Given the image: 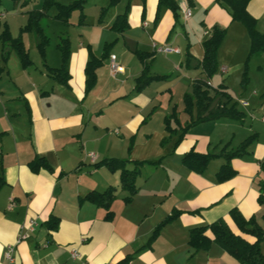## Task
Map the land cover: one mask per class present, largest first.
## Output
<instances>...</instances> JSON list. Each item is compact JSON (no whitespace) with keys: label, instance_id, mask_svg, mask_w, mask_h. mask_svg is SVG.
Instances as JSON below:
<instances>
[{"label":"crops","instance_id":"0c3cea01","mask_svg":"<svg viewBox=\"0 0 264 264\" xmlns=\"http://www.w3.org/2000/svg\"><path fill=\"white\" fill-rule=\"evenodd\" d=\"M70 1L59 0L62 5ZM157 1L144 0L143 7L142 0H88L82 23L78 16L63 24L54 19L56 10H49L47 31L40 22L48 46L54 45L50 56L45 50V65L60 67L57 46L62 38L68 39L65 85L53 80L38 62L29 58L31 65L23 68L18 56L9 53L0 80V178L4 181L0 187V264H9L5 258L9 246H14L12 264H78L71 252L79 253L86 264H117L124 259L127 264H240L213 242L209 232L202 246L192 244L189 230L222 219L236 232L229 216L233 208L245 219L255 218L264 230V207L257 201V184L264 182L259 165L264 163V53L248 63V83L241 88L243 57L234 54L233 58L222 49L232 34L240 44L248 45L244 27L232 22L216 0H175L179 20L175 22L164 9L155 21ZM15 6L17 12L11 16L0 10V24L6 23L9 30L8 17L20 29L27 12L41 9L39 3L31 2L19 14L20 3ZM127 6V27L117 33L112 25ZM187 9L191 16L185 20ZM247 11L257 31L264 34V0H249ZM213 26L226 29V37L216 57V73L208 79L200 63L203 42ZM31 35L36 51L38 41ZM105 46L108 58L86 93V63L90 56L99 58ZM163 47L178 52L157 51ZM5 49L0 41V57ZM136 51L147 54L150 77H167L162 86L170 94L165 108L158 100L163 80L136 92L135 80L143 69ZM110 56H115L122 73L111 75ZM196 80L229 94L244 119L195 125L175 147L177 136L164 131L163 118L173 106L181 108L180 102H171L175 88L188 93ZM177 112L182 125L189 122L187 115ZM253 134L257 138L247 154L231 160L235 176L223 183L215 177L222 159L211 161L203 174L181 164L182 156L191 150L219 154L224 146L226 151L233 150ZM35 157L43 158L52 172L32 173L28 164ZM105 159L128 161L129 170L131 162L159 161V165L139 167L138 190L127 203L128 194L119 189V172L94 167ZM108 187L116 188L111 220L105 219L102 208L81 201L86 194L102 193ZM176 211L178 217L149 243L156 226ZM50 217L57 219L56 230L44 225ZM20 236L25 237L16 243Z\"/></svg>","mask_w":264,"mask_h":264},{"label":"trees","instance_id":"16d2710c","mask_svg":"<svg viewBox=\"0 0 264 264\" xmlns=\"http://www.w3.org/2000/svg\"><path fill=\"white\" fill-rule=\"evenodd\" d=\"M3 0H0V6ZM14 5L20 3L21 7H26L32 0H10ZM87 0H71L68 4L62 5L59 0H43L40 10H33L27 12L26 24L19 29L20 36L12 38L6 23L0 24V41L5 46L0 57V80L5 72V63L8 60V55L13 51L19 58L20 64L23 68L31 65L29 55L24 47L21 39V34L24 32H32L37 38V50L45 62V50L48 47L49 41L44 35L40 22L45 17L46 13L55 9L56 14L54 19L68 24L71 14L75 11L79 12L78 23L84 20L83 8ZM216 2L229 13L232 22L239 23L244 27L248 35L250 50L249 56L258 53H264V34H260L256 29V21L250 16L247 11L249 0H216ZM144 7V0H142ZM127 9L121 15H118L112 25V29L117 33H121L126 29L127 23ZM168 10L172 13L175 22L179 20V6L175 0H158L155 21L158 20L162 10ZM104 10H101L103 13ZM226 37V29L218 26L210 28L208 38L203 42V57L200 63L201 69L206 75V78H211L217 70L216 57L218 50ZM60 52L61 64L57 69H50L45 65L48 75L60 85H65L69 79L68 71L66 68L70 51L69 41L62 38L57 46ZM138 59L143 64V69L140 76L135 80L136 92L142 91L150 83L165 80L167 77H150L149 64L145 62L147 54L136 51ZM108 58V46L104 47L103 53L99 58L93 56L89 57L86 63L85 74V92L88 93L95 81L96 71L102 66V63ZM248 83V71L244 65L241 86L245 87ZM214 95H210L206 82L203 80H196L192 83L191 93L185 94L183 97L184 113L189 117V122L182 125L179 120L176 106L171 108L168 115L163 118V129L169 136H177L175 147L182 141L188 129L200 123L216 121L222 118L242 122L244 114L236 109L237 103L232 101L229 94L214 89ZM257 135L253 134L241 142L235 149L227 150L224 146L219 154H200L193 150L185 153L181 158V164L188 170L196 173L203 174L211 161L215 159H222L224 163L220 166L216 173V181L223 183L235 176V171L231 167V160L241 158L247 154V148L256 140ZM165 140L161 141V145ZM131 146L128 147V151ZM128 161L119 159H105L94 164L95 168L105 167L110 172H119L120 182L119 189L125 191L128 195L124 198L125 202H130L132 197L137 193L136 179L139 175V167L146 164L149 166L159 165V161L152 162H131L132 169H127L126 164ZM260 171L264 173V163H260ZM30 171L34 174L40 170L52 172V169L43 158L35 157L29 164ZM4 184L0 178V187ZM258 187V204L264 207V182H259ZM116 188L108 187L102 193L90 192L86 194L81 201H88L95 206L102 208L106 214L105 219L111 220L112 212L110 210L111 204L115 198ZM180 214L179 211L167 216L160 224L154 229L149 243L153 242L160 229L173 221ZM229 216L235 225L236 232L231 230L224 220L220 219L208 225L192 228L189 230L190 242L202 246L203 242L207 241L206 232L212 235L213 242L219 245L226 251L234 260L240 264H264V254L261 253L260 244L264 242V230L257 224L255 218L245 219L240 212L235 208L229 211ZM264 218V216H262ZM44 225L50 231L56 230L57 219L50 217ZM117 264H127V259L120 261Z\"/></svg>","mask_w":264,"mask_h":264},{"label":"rangeland","instance_id":"374dc122","mask_svg":"<svg viewBox=\"0 0 264 264\" xmlns=\"http://www.w3.org/2000/svg\"><path fill=\"white\" fill-rule=\"evenodd\" d=\"M31 2H33V4L39 3V5H42L43 0H34V1L32 0ZM13 5L14 4L10 0H3L2 1V4L0 6V10L2 12H4V15L9 14V16H11V15H13V14H15L17 12L15 10V13H14L13 7H16V6L15 5L13 6ZM18 10H19L18 11L19 14H21L22 13V10H23V7L22 8H19ZM50 12H52V11H50ZM78 16H79V12L78 11H75V12H73L71 14L70 20L71 21L76 20ZM7 20H9L8 23L10 25V30H9V28H8V30L11 31L10 33H11L12 38L19 37L20 36V33H19V29H18V22L15 21V20L14 21L11 20L10 17H8ZM7 20H6V22H7ZM48 24L49 23L47 21V18L44 17L42 19V21H41V25H42V28L46 29V31H47L46 25H48ZM64 27H65V25H64ZM50 32H51V30H50ZM31 34H32V32H24V33L21 34V39L23 41L24 47L27 50V53L29 52V58L30 59H32L34 62L35 61L38 62L39 65H41V68L42 67H45V62L42 60V58H41L38 50L35 51V50L32 49V46H31L32 35ZM231 36H234V37H232V38L229 39V41H228L229 43H226L224 45V48L222 49V51L224 53H226V54H230V53H231V55L233 54L232 55L233 58H235V55L234 54H239V55H241L243 57V62H242V65H241V70H242L241 73H243L244 65H246V67H247L248 66V63L252 60V58L256 57V55L249 56V50H250V44H249V42H248V45L245 44V46H244V45L240 44V42L235 38V34H232ZM52 46H54V45H50L46 49L47 50L46 52L48 53V56H50V54H51V51L50 50H51ZM253 60H255V59H253ZM50 61H52V60H50ZM36 62H35V64H37ZM60 64H61V62H60ZM247 71H248V67H247ZM230 75H234L235 76V73L231 72ZM241 78H242V76L239 79H241ZM173 79L175 80L176 77H174ZM162 82L163 83L160 84V86H161L160 87V90L162 89V86L164 87V80ZM245 86H247V84ZM240 87L243 88L241 86V84H240ZM181 89L175 88L174 92L172 93L173 96L171 98L172 99L171 102H172V104H174L175 101L180 102V105H181L180 107L181 108H178L177 111H180V113L182 114V113H184L183 112L184 111V105H183L182 100H183V97H184V95H185L186 92L183 93V90H181ZM208 91H209L210 95H214L213 89L208 88ZM189 93H191V90H190V92H188L186 94H189ZM169 97H170V94L168 92H165L163 90L162 93L160 94V98L158 99L161 102V108H165L166 107L165 106L166 105V101L170 99ZM181 102H182V104H181ZM237 107L238 106H236V109L238 111H240L239 108H237ZM155 127H157L156 124H154V127L153 128H155ZM261 251H264V248L261 247Z\"/></svg>","mask_w":264,"mask_h":264},{"label":"built area","instance_id":"2783aa9c","mask_svg":"<svg viewBox=\"0 0 264 264\" xmlns=\"http://www.w3.org/2000/svg\"><path fill=\"white\" fill-rule=\"evenodd\" d=\"M191 16L190 10L187 9L184 11L183 13V17L184 19H188ZM158 52H162V53H171V52H178L176 49H171L169 47H163L160 49H157ZM110 62H109V69H110V73L111 75H115L118 73H122L123 72V68L121 66H119L116 62H115V56H110L109 58ZM262 121H264V118H262ZM25 236H20L18 238V240L16 241V243H19L22 239H24ZM71 258L73 260H76L78 264H86L80 257L79 253L77 252H71L70 254ZM5 258L8 261L9 264H12L14 262V246H9L6 250L5 253Z\"/></svg>","mask_w":264,"mask_h":264}]
</instances>
